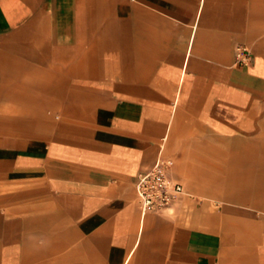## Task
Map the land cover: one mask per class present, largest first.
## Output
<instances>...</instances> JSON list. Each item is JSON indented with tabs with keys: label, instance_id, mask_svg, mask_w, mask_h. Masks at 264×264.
<instances>
[{
	"label": "crops",
	"instance_id": "0c3cea01",
	"mask_svg": "<svg viewBox=\"0 0 264 264\" xmlns=\"http://www.w3.org/2000/svg\"><path fill=\"white\" fill-rule=\"evenodd\" d=\"M0 264H264V0H0Z\"/></svg>",
	"mask_w": 264,
	"mask_h": 264
},
{
	"label": "built area",
	"instance_id": "2783aa9c",
	"mask_svg": "<svg viewBox=\"0 0 264 264\" xmlns=\"http://www.w3.org/2000/svg\"><path fill=\"white\" fill-rule=\"evenodd\" d=\"M234 57L239 65L252 60L251 51L244 45L235 47ZM169 167L170 162L159 159L149 170L136 175L135 191L141 216L166 208L181 195L182 185L169 176Z\"/></svg>",
	"mask_w": 264,
	"mask_h": 264
},
{
	"label": "rangeland",
	"instance_id": "374dc122",
	"mask_svg": "<svg viewBox=\"0 0 264 264\" xmlns=\"http://www.w3.org/2000/svg\"><path fill=\"white\" fill-rule=\"evenodd\" d=\"M162 159L168 162L169 160L173 161V166L171 168V174L173 175L174 172H176V176L173 175V178L182 185L183 190H184L183 199L187 200L186 194L190 192L189 185H188L189 178H188L187 153L185 152L184 155H180L179 159H182V160H179L178 158H174L170 155H166L165 158L162 157ZM167 207H170V205Z\"/></svg>",
	"mask_w": 264,
	"mask_h": 264
}]
</instances>
